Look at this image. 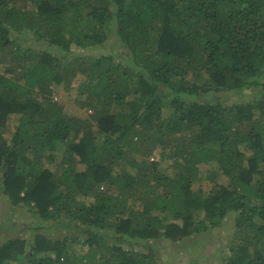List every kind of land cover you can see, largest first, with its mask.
I'll return each mask as SVG.
<instances>
[{
	"label": "trees",
	"instance_id": "trees-1",
	"mask_svg": "<svg viewBox=\"0 0 264 264\" xmlns=\"http://www.w3.org/2000/svg\"><path fill=\"white\" fill-rule=\"evenodd\" d=\"M21 1L0 0V197L33 221L0 223V264H167L156 242L229 215L223 264H264V0ZM76 66L88 94L56 101Z\"/></svg>",
	"mask_w": 264,
	"mask_h": 264
},
{
	"label": "rangeland",
	"instance_id": "rangeland-1",
	"mask_svg": "<svg viewBox=\"0 0 264 264\" xmlns=\"http://www.w3.org/2000/svg\"><path fill=\"white\" fill-rule=\"evenodd\" d=\"M25 4V0H22L19 2L18 6H21L22 8L29 11L32 8V5H30L29 2ZM85 7V6H84ZM83 7V8H84ZM81 14V28L84 27L86 23V7L84 9H80ZM67 15L74 16V13H69ZM29 39H34L32 36L28 37ZM23 38H19V41L21 42ZM111 42V41H110ZM106 42V44L101 46L94 47L89 53L85 52L87 55H93L94 57L98 58L99 56L106 55L108 52H111V48L113 47L111 43ZM72 46V50L76 51V48L74 45ZM82 60H80L81 62ZM84 67V66H83ZM83 67L74 68L76 70L75 74H69L68 80L70 79V82H64L60 85L54 87V94L53 97L56 101H59L62 98L72 97L76 98L77 94L80 92L82 93V97L88 94V89L84 86L85 76L81 74L79 71ZM67 85L69 88L65 89L64 86ZM255 96V91L252 92H243L241 94L231 95L225 94L221 95V98L224 100L225 103L229 102L230 104H236V103H247L249 100H251ZM128 101V97L126 98ZM229 104V105H230ZM68 108V109H67ZM74 109L71 107V105L65 107L66 111L68 113H71L72 111L70 109ZM75 110V113L79 116H83V118H89L90 125H94L91 122L90 117L92 116L93 112L91 109L84 110L81 109ZM16 128V120L14 115H9L6 118L5 125L1 128L0 132L2 134L3 139L6 142H10ZM95 132V130H94ZM62 154V151H58L57 154H55L56 159L54 161H48L43 160V168H49L54 169L58 163L59 158ZM60 155V156H59ZM59 156V158H58ZM150 161H158V153H154L149 157ZM168 164V162L166 163ZM201 169H205V167H201ZM116 172H118V168H114ZM218 183H225L226 181L224 179H218L216 181ZM213 187V184L208 182L207 180L200 179V181L194 182L192 185L193 190H201L204 193H208L210 189ZM5 198L0 197V223L7 224L8 221H14V222H32V216L29 212L26 211L25 208L19 207L12 209L8 206V203L4 200ZM197 220H195L196 225L198 223H204L205 224V218L203 213L199 214L197 217ZM3 235L0 234V241L3 239ZM245 239L244 234L240 235L239 230H236L234 228V221L233 216L229 215L226 220L223 222V225H220L219 227L214 228H206L204 231H200L198 233H195L193 235H190L186 237L184 240H181L179 243L175 244H167L166 242H162L159 240V243L156 242V246H158L159 250H157L156 253H158L159 256L162 257V261L166 260L167 264H190L191 262H196L197 264H223L224 259L231 253V248L234 244H237L240 240ZM80 248H77L76 252H79ZM82 251H85V248L82 249ZM142 251V250H140Z\"/></svg>",
	"mask_w": 264,
	"mask_h": 264
}]
</instances>
